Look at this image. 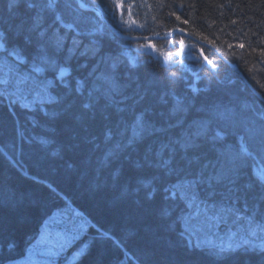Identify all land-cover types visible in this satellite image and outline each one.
Masks as SVG:
<instances>
[{
  "label": "trees",
  "instance_id": "trees-1",
  "mask_svg": "<svg viewBox=\"0 0 264 264\" xmlns=\"http://www.w3.org/2000/svg\"><path fill=\"white\" fill-rule=\"evenodd\" d=\"M82 1L100 8L123 34L146 37L175 30L169 38L154 40L159 51L155 60L148 53V41L126 40L98 12L80 9L92 33L80 39L92 51L80 55L83 48L79 49L73 65L85 63L112 72L129 97V117L134 101L143 95L140 107L150 105L158 125H175L160 139L178 137L209 112L231 106L237 107L240 114H255L263 121L264 102L240 71L264 95V0ZM7 2L0 0V29L6 30L11 42L16 43L15 26L33 12L24 4L9 11ZM180 29L214 45L238 69L221 58L218 51L193 41ZM239 37L244 47L237 59L228 47ZM181 40L189 44L182 55ZM256 65L261 67L258 73L253 71ZM31 99L16 104L8 99L0 102V264L23 256L45 220L60 208L79 211L89 223L61 258H71L84 246L85 252L70 264H214L211 253L221 245L235 243L244 246L236 249V257L221 264H264V232L256 227L264 225V207L256 214L251 207L259 201V188L248 194V209L241 200L236 205L238 211L223 220L206 221L200 217L186 222L179 219L187 215L183 204L171 218L161 219L157 206L146 201L143 192L136 194L126 184L127 168L113 176L118 163L104 162L109 145L101 142L102 136L97 141L99 148L83 140H78V147H68L72 143L68 121L45 116L35 104L25 107ZM53 107L44 106L48 111ZM174 107L183 108V112L169 117ZM93 131L99 134L98 127L94 126ZM234 131L227 142L238 146L240 137L245 139V129L236 127ZM253 172L255 166L245 170L241 183L251 179ZM156 202H160L159 195ZM247 240H256L263 247L250 248L245 244ZM196 244L199 248L189 254L188 249Z\"/></svg>",
  "mask_w": 264,
  "mask_h": 264
},
{
  "label": "snow or ice",
  "instance_id": "snow-or-ice-1",
  "mask_svg": "<svg viewBox=\"0 0 264 264\" xmlns=\"http://www.w3.org/2000/svg\"><path fill=\"white\" fill-rule=\"evenodd\" d=\"M21 4L33 15L15 26L17 42H11L9 33L0 29V102L8 99L9 103L16 104L31 97L25 107L35 104L53 120L64 117L72 141L68 147H78V140H83L99 148L97 141L102 136L101 142L109 145L104 162L118 163L113 176H119L127 168L126 184L136 194L143 192L144 199L157 206L161 219L171 218L183 204L187 215L179 219L186 222L200 217L206 221L223 220L238 211L236 205L241 200L248 209V194L256 188L261 189L259 201L264 203V132L257 135L252 129H246L249 142L241 136L238 146L228 143L227 137L235 134L236 121L233 112L224 110L209 112L178 137L160 139L175 125H158L151 115L154 109L150 105L140 107L145 100L143 95L134 101L129 117L126 115L129 97L112 72L85 63L73 65L79 49L83 48L80 55L92 51L80 39L92 34L87 18L80 14L85 3L81 0H8L7 8L12 11ZM180 44L183 47L184 41ZM204 59L212 64L207 56ZM45 105L54 106L53 110L48 111ZM182 112L183 108L174 107L169 117ZM94 126L99 128V134L93 131ZM253 166L258 174L253 172L251 179L241 183L245 170ZM157 195L160 196L158 204ZM251 207L258 209L259 204ZM249 223H252L251 217ZM256 227L264 232V225ZM198 248V244L192 245L188 253ZM211 255L214 264H221L236 257L238 252L228 244L219 246Z\"/></svg>",
  "mask_w": 264,
  "mask_h": 264
},
{
  "label": "rangeland",
  "instance_id": "rangeland-1",
  "mask_svg": "<svg viewBox=\"0 0 264 264\" xmlns=\"http://www.w3.org/2000/svg\"><path fill=\"white\" fill-rule=\"evenodd\" d=\"M119 2H122V0H119ZM119 6L122 7L120 4ZM240 44H243L242 37L231 41L228 47L230 50H232V54L237 59H240L241 56L242 48L239 47ZM188 49L189 48H187V50ZM185 50V48L180 46V51L184 52ZM201 55L203 57L206 56L205 52L203 51H201ZM260 69L261 67L259 65L253 67V71L255 73H258ZM246 109L247 108H245V110ZM227 110H230L234 113L236 127H244L246 142H249L246 129H252L257 135L264 132V118L262 121L261 118L259 116H256L255 114H240V112L237 110V107L231 106ZM260 163V161H257V164ZM256 172L258 174L257 169ZM256 198L257 200H259L258 197ZM257 202V204H259L260 206L258 210L264 207V203H260L259 201ZM254 211H257V209H255ZM88 227L89 223L82 217L79 211L72 212L71 209L60 208L56 210V212L51 217L45 220L41 227V230L38 233L37 238L29 245L26 253L19 258L7 262L6 264H70L74 261L75 258L81 256L85 252L86 249L84 248V246L74 251L71 258L63 260L61 258L65 255L68 247L73 246L74 243L86 231V229H88ZM255 241L256 240H247L245 244L250 246V248L261 246L258 241ZM231 245H233L236 249L242 246L238 243ZM213 246L216 247L215 245Z\"/></svg>",
  "mask_w": 264,
  "mask_h": 264
},
{
  "label": "water",
  "instance_id": "water-1",
  "mask_svg": "<svg viewBox=\"0 0 264 264\" xmlns=\"http://www.w3.org/2000/svg\"><path fill=\"white\" fill-rule=\"evenodd\" d=\"M81 2H82V1H81ZM85 9H93V10L98 11V12L101 14L102 18L104 19V21L108 24V26H110L111 29H112L115 33H117L118 35H120L121 37H123V38H127V39H134L133 37L130 38V37H128V36H126V35L120 33L119 31H117V29H116V28H115V27L109 22V20H108L107 17L105 16V14H104L99 8L95 7L94 5L86 4ZM173 32H174V31H173ZM187 35H188L189 37H191L193 40H195V41H197V42H199V43H201V44H203V45L209 46V47L213 48L215 51H218L217 48H216L214 45L209 44V43H206V42H203V41L197 39L196 37L192 36V35L189 34V33H187ZM140 38H147V39H152V40H154V39H157V38H162V36H160V35H151V36H147V37H143V36H141ZM152 48H153V50H151V53H152V55H153L155 58H157L158 56H157V54H156V49H155V47H152ZM218 53L220 54L221 58H223L226 62H228L229 64H231V65L234 66V67H237L235 63L230 62V61H229L225 56H223L219 51H218ZM241 75H242V77L247 81V83L249 84V86H251V88L253 89V91H254V92L260 97V99L264 100V96H262V95H261V94H260V93H259V92H258V91H257V90H256L251 84H250V82L248 81V79H247L242 73H241Z\"/></svg>",
  "mask_w": 264,
  "mask_h": 264
},
{
  "label": "bare ground",
  "instance_id": "bare-ground-1",
  "mask_svg": "<svg viewBox=\"0 0 264 264\" xmlns=\"http://www.w3.org/2000/svg\"><path fill=\"white\" fill-rule=\"evenodd\" d=\"M251 84V83H250ZM260 94L262 95V93L260 92Z\"/></svg>",
  "mask_w": 264,
  "mask_h": 264
}]
</instances>
